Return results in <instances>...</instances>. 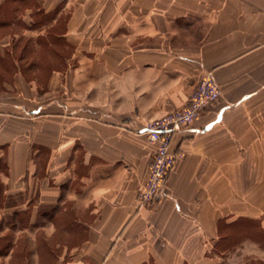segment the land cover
Returning a JSON list of instances; mask_svg holds the SVG:
<instances>
[{
	"label": "crops",
	"instance_id": "crops-1",
	"mask_svg": "<svg viewBox=\"0 0 264 264\" xmlns=\"http://www.w3.org/2000/svg\"><path fill=\"white\" fill-rule=\"evenodd\" d=\"M207 74L140 207L144 126ZM0 264H264V0H0Z\"/></svg>",
	"mask_w": 264,
	"mask_h": 264
},
{
	"label": "built area",
	"instance_id": "built-area-1",
	"mask_svg": "<svg viewBox=\"0 0 264 264\" xmlns=\"http://www.w3.org/2000/svg\"><path fill=\"white\" fill-rule=\"evenodd\" d=\"M219 98V87L213 75L207 74L199 81L187 106L171 111L144 126L142 135L155 145V151L145 182L137 193V202L140 207L150 206L159 199L166 187L170 172L184 157L183 153L171 152L173 136L190 127L200 114L216 103Z\"/></svg>",
	"mask_w": 264,
	"mask_h": 264
},
{
	"label": "rangeland",
	"instance_id": "rangeland-1",
	"mask_svg": "<svg viewBox=\"0 0 264 264\" xmlns=\"http://www.w3.org/2000/svg\"><path fill=\"white\" fill-rule=\"evenodd\" d=\"M4 220H5L7 225H10L12 222L15 221V218L13 216H7L6 219L4 218ZM4 220H3V222H4ZM25 221H26V219H25Z\"/></svg>",
	"mask_w": 264,
	"mask_h": 264
},
{
	"label": "trees",
	"instance_id": "trees-1",
	"mask_svg": "<svg viewBox=\"0 0 264 264\" xmlns=\"http://www.w3.org/2000/svg\"><path fill=\"white\" fill-rule=\"evenodd\" d=\"M29 67H30V66H29ZM29 67L23 69V71H24L25 73H26V72H29V71H30ZM44 72H50V71H44Z\"/></svg>",
	"mask_w": 264,
	"mask_h": 264
}]
</instances>
